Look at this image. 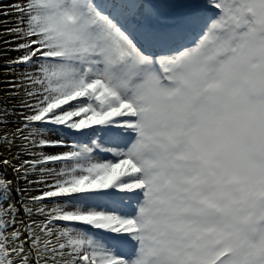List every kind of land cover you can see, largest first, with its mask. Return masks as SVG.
<instances>
[{"label": "snow or ice", "instance_id": "snow-or-ice-1", "mask_svg": "<svg viewBox=\"0 0 264 264\" xmlns=\"http://www.w3.org/2000/svg\"><path fill=\"white\" fill-rule=\"evenodd\" d=\"M0 264H264V0H0Z\"/></svg>", "mask_w": 264, "mask_h": 264}]
</instances>
